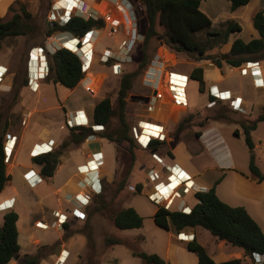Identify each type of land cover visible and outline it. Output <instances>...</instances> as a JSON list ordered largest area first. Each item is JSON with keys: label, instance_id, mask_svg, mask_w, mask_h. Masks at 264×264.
Masks as SVG:
<instances>
[{"label": "rangeland", "instance_id": "obj_1", "mask_svg": "<svg viewBox=\"0 0 264 264\" xmlns=\"http://www.w3.org/2000/svg\"><path fill=\"white\" fill-rule=\"evenodd\" d=\"M56 1L59 0L0 1L1 21L5 22L10 20L16 13L21 14V8H23L30 16L25 20L28 24V29L30 28L26 35L8 37L1 41L0 61L5 63L7 69V71L5 70V74L9 77L8 88H3V91L0 90V114L2 117L0 123V134L3 139L11 133H14L15 135L18 133L23 135L25 133L23 143L25 142L30 144L33 134L27 132L32 128V130L38 129V127L45 124L48 125L46 130H48L50 135L53 137L59 138L65 134L62 143L67 141L69 138L70 127L66 126L67 119L64 120L61 111V109L65 110V108L57 106L51 89L47 88L41 94V99L39 101L41 104L39 106L46 109L48 108L44 112L45 116H42V114H39L38 110L35 108L36 98H39V94L37 92L31 93L28 85L20 87L23 78L28 79L29 76L28 61L30 59L29 52L31 49L35 47L45 48L47 53H53L55 50L62 47L63 42L66 47L75 50L74 43H68L67 40H65L67 37H71L69 34L56 31L50 36H46V30L51 27V24L47 22V15ZM88 1L91 2V0ZM131 1L134 7H137L136 13L139 17L138 20L140 23L139 31L143 33L146 29L144 6L141 2H139V0ZM102 4L103 6L95 8H89L86 5L89 9V13L94 14L96 18L103 21V27L97 31H91L88 36L82 39V45H80L76 50V52L82 57L85 65H87L89 60L92 47L91 41L95 42L94 51L101 54L105 50L116 51L119 44L124 40V36L121 34L114 36L107 35V29L103 20V15L106 12V4L104 2ZM110 16L113 18L120 17V15L114 11H111ZM59 19L57 18L56 20L61 22ZM225 26L226 23H223L215 25L212 28L216 30H224ZM155 29L160 36L163 32V28L156 24ZM254 31L255 29L252 25H250L249 29L247 27L245 28L244 34L248 35L250 32ZM201 37L202 35L200 38ZM142 40L143 38H140L135 44L132 60L124 63L122 74L119 76H114L111 73L109 63L103 64L100 62L97 55H94V57L92 56V65L89 67V70L85 69L87 74H84V78L81 80L83 82L80 81L77 85V89L67 96L68 102L66 104V108L73 109L76 106H84L86 110L91 113L94 102H97L104 97H108L113 108L117 109L116 94L121 76L126 73L136 72L135 76L132 78V86L126 98L125 117L129 128L136 119L140 118V115H149L150 113H146L147 107H145V104L148 96H150L151 87L149 88L145 85V80L150 78V72H152L150 70V65L152 62L156 57H158L161 62L164 63V66L165 62H167V65L173 67L176 66V71L187 73L194 66L191 64L194 61L191 57L194 55H186L173 50L170 51L164 44L163 40L159 39V37H154L148 41L146 47L144 48L143 53L146 58V64L142 68H139L138 62L141 58ZM159 47H165L171 55L162 51L158 53V51H160ZM5 74L3 77H5ZM191 80L192 79H189L188 82L187 95L190 99V105L193 103L192 107H195L196 105L197 109L189 110L188 112H185V114L178 117L179 119L176 122L175 128L172 129V133L169 134L171 137H175L177 135L176 127L184 118L192 116V121L190 123V127L183 130L181 135L182 139L175 147H171L170 149L165 147V145L158 147L159 153L164 154L165 162L173 161L170 155H175V153L179 151L186 152V150L190 149L192 146L195 147V145H199V143L194 139L193 133L195 129H197V124L200 121H203L206 117L213 118L216 112L222 108L226 117L224 121L231 119L230 110L227 105L218 102L210 106V103L207 101L204 93H196L193 90L194 83L193 80ZM44 82L48 81L45 79ZM86 86H90V89L92 90L90 92H86ZM165 114L167 119L171 121L174 120V113L169 110L168 112H165V108L160 111L156 110L154 116H162V119L165 120ZM154 116L153 118L155 119ZM110 123L112 126L116 125L117 116H113ZM91 124L92 120L89 124L92 128L94 125ZM168 125L169 128L174 127L170 123ZM225 127L226 128L221 129V136L228 145L230 152L233 153L236 167L248 172L250 150H248V148L244 145L241 138H237L230 133L237 126L230 125ZM101 131H103V128L94 132L97 133ZM185 137L190 141L187 142L186 140H183ZM251 137L253 139V145L257 144V147H254L252 150L254 162L259 171L264 173V124H259L256 130L252 132ZM35 145L36 144H34L31 149L34 154L39 151L37 145ZM106 146L110 157L106 160V164H103L100 167V174H103L105 171H107V173L110 171L111 175H107V177L110 176V179L102 177L100 192L98 195H91L89 204L85 207L86 218H84L83 221L71 222L70 224L72 227L70 232L62 235L60 241H57L59 245H55L56 243H54L44 249H41V246L37 248V251H40L42 254L41 260L44 258L45 264H56L57 257L53 260V258H50V255H56L59 253L58 255L60 256L63 251L61 250L63 244L66 243L69 236L74 235L77 237L73 238L75 239L73 245L74 248L78 250V253L76 254V257L70 253L67 254L64 261H61V264H89V261L92 264H143L139 258L131 255V248L138 252H144L147 254L154 253L160 257L164 255L165 238L167 237L168 231L157 226L152 219L155 209L157 206H162L161 204L163 202L159 205L151 202L146 195L147 188L145 187L142 191V184L138 183L134 179L139 165L146 162L147 158H150L151 149L142 151L141 148L136 145V148L134 149V161L131 163L130 154L127 151V143L121 142L114 144L111 142ZM71 147H73L72 144H69L65 148H61V144H56L51 152L60 151V155L58 157L59 161L61 160V156L63 157L65 153L67 154V151ZM166 151L170 152V155L167 154ZM24 157L25 153H23L20 158L24 159ZM63 163V171H60V173L57 174L54 180L55 183H62L60 182L62 176H64L65 173L68 175L71 171V162L66 161ZM222 174L223 170L215 167V170L207 172L204 178H212L218 182V180L220 181L223 177ZM11 180L13 186H15L19 191L17 206H19L21 210L18 244L20 246L21 255H24L33 251L34 245H32V239L36 238L40 239V241H50L58 238V235L60 234L57 230L47 229L43 231L35 228L34 223L38 221L37 218L42 214V211H49L52 208H60L63 210V212L61 211L63 214H66L69 219H72L69 212L73 206L67 204L61 194L58 196L53 195L50 187H47L46 185H42L40 187L38 186L34 189L26 188L15 169L12 170ZM168 192L169 189L164 190L162 193L168 194ZM219 193L236 194L232 190L230 181L227 179H225L222 182V185H220ZM57 199L59 201V205L57 204ZM1 206H4V204ZM128 207L133 208L143 218L141 228L129 230L116 229L110 220L111 216L116 211ZM252 207L254 209L253 213L258 214V216L264 220V202H252ZM66 208L70 210L64 211ZM5 212L6 211L0 212V225L2 224V215ZM41 219L49 221L44 218ZM106 237L118 238L122 241V244L107 247L105 245ZM206 239V242H209L210 239H212L208 232H206ZM245 261L246 263L242 264H251V262H248L246 259H244V262ZM252 264L260 263L253 262Z\"/></svg>", "mask_w": 264, "mask_h": 264}, {"label": "trees", "instance_id": "obj_2", "mask_svg": "<svg viewBox=\"0 0 264 264\" xmlns=\"http://www.w3.org/2000/svg\"><path fill=\"white\" fill-rule=\"evenodd\" d=\"M205 0H139L144 6L146 29L143 32L141 43V58L138 67L142 68L146 64L144 48L151 38L159 37L170 51L194 55L195 62L209 60L217 67L222 62L232 67H238L252 59H264V10L259 9L252 17V24L257 31L259 38L243 42L235 39L227 53L228 58L224 61L220 59V54L209 52L218 49L227 42L230 33L239 31L240 28L230 22H226L224 30H215L211 26L210 19L201 12L199 5ZM230 11L245 6L250 0H228ZM23 16H22V15ZM21 14H14L8 21L0 20V48L1 41L8 37L26 35L29 31L28 24L25 22L30 16L21 8ZM156 24L163 28L159 36L155 27ZM103 27L101 19H84L82 17H71L65 24H51L46 30V36L59 31L71 35L75 38H83L87 33L98 30ZM202 37L200 38V36ZM199 37V38H198ZM143 53V54H142ZM48 73L46 80L59 90L69 91L74 89L84 78L82 62L77 55L66 48H59L53 53H47ZM136 72L123 74L119 81L116 94L117 109H114L108 97L99 100L92 109V125L102 126L103 131L94 132L90 126L76 125L69 128V138L61 144V148L69 144L79 145L89 135L95 134L99 138L106 139L113 143H127V151L130 154L131 163L134 161V149L136 145L130 134V128L126 121L125 107L126 98L132 86V78ZM189 78L198 82L199 92H204L202 69L194 67ZM44 79V80H45ZM27 78H23L20 87L27 86ZM57 94V93H56ZM212 103L214 98H209ZM117 116V124L112 126L110 120ZM0 114V123H1ZM224 110L220 108L213 119H225ZM192 116L184 118L176 127L177 134L189 127ZM264 121V111L253 120H246L240 123L241 135L245 146L250 150L248 169L251 177L260 183L264 179V173H261L254 162L253 141L251 132L255 130L259 122ZM198 126L204 125L200 121ZM237 136L238 132L234 131ZM164 145L161 142H153L150 149L158 148ZM42 153L31 158L34 165L39 167V173L45 179L53 176L57 165L60 151ZM170 155V152H166ZM130 170V169H129ZM130 173V171H129ZM128 174V172H127ZM9 176L5 172V152L3 146V137L0 134V193L5 187ZM218 182H216L217 184ZM98 195V194H94ZM193 203L189 213H183L175 207L170 206L165 209L163 206H157L152 215L154 223L174 233H179L185 228L201 227L208 231L216 240L223 241L230 247L240 249L243 253L242 259H232L223 262H215L195 240L187 243L186 249L197 257V264H242L244 259L251 264L254 262L253 254L264 256V233L261 231L256 221L249 215L243 207H233L221 201L215 193V185L203 192H196L192 197ZM18 214L13 211H7L3 215V222L0 226V264H8L12 259L19 255L20 246L18 244L17 231ZM116 229L129 230L139 229L142 226L143 218L133 208H123L116 211L110 218ZM67 225H64L66 228ZM122 241L118 238L106 237L105 245H120ZM49 247L41 246V249ZM130 248V247H129ZM131 255L141 260L143 264H167L157 254H147L138 252L131 248ZM42 258L40 251L33 255H24L21 264H39ZM89 261V260H88ZM89 264H92L89 261ZM264 264V262L262 263Z\"/></svg>", "mask_w": 264, "mask_h": 264}, {"label": "crops", "instance_id": "obj_3", "mask_svg": "<svg viewBox=\"0 0 264 264\" xmlns=\"http://www.w3.org/2000/svg\"><path fill=\"white\" fill-rule=\"evenodd\" d=\"M82 1L85 2V4L89 8L103 6L102 5L103 2L101 0H91V2H89L88 0H82ZM229 5L230 4L228 0H205L202 1L199 5V9L201 10V12L204 13L210 19L212 27H214L215 25H220L226 22H230L232 24L237 25L240 28L239 31L230 33L227 42L224 45H222L220 48L211 50L209 52L210 54H214V53L227 54L230 50L232 42L235 39H240L243 42H248L252 39L259 38V35L256 30L254 32H250L248 35H245L244 32L246 27L248 29L250 25H252L253 27L252 17L256 13V11H258L259 9L264 10V0H250L245 6L239 7L234 11H230ZM93 31H97V30H93ZM90 32L87 33L84 37L88 36ZM68 38L69 37H67L66 39ZM83 38L80 39L81 43ZM91 44H92L91 52L93 53V55H97L99 57L100 53L94 51L95 42L91 41ZM159 49L160 51H158V53L162 51L168 55H171V53H169L165 47H159ZM92 62L93 60L90 63L88 60L89 65L87 63L88 65L87 70H89V67L92 65ZM249 62L258 63L257 69L260 72L258 78L261 79L262 81L261 87H257L254 85V78L249 73V70H247L245 74L241 73V68L244 66L243 65L244 63L238 67L229 66L224 62H222L220 67H217L213 62L209 60H203L198 62L193 61L191 63L194 65L193 68L199 67L202 69L204 92L201 93H204L206 95V99L210 103V106L218 102L227 105L228 109L230 110L231 119L224 121V119L215 120L213 118L206 117L203 120L204 125L202 127L197 125L196 127L198 130L195 129L193 133V137L199 143V145L197 146L195 145V147L192 146L190 149L186 150V152L179 151L176 152L175 155H170L173 161H167L165 163L167 165H176L179 169H181L187 175H189L191 181L193 182V191H184L183 188H180L178 196H174L172 198V201L170 202V206L175 207L177 210L185 206L190 208L193 203L192 197L196 192L206 191L216 184L215 179L204 178L207 172L214 171L216 167L223 170V174H222L223 177L220 179V181L218 180V183L215 185V193L218 196V198L230 206L243 207L249 213V215L256 221L261 231L264 233V220L260 216H258V214L253 213L254 209L252 207V202L255 203L264 202V179L262 182L257 183L251 177L249 169L248 172H245L242 169H239V167H236L235 165L236 162L233 158V153L230 152L228 145L221 136V129L226 128L225 126L235 125L237 127H235L233 131L230 133L233 134V136L237 138H241L243 140V137L241 135L242 130L240 127V123L246 120H253L257 116L261 115L264 111V59L261 60L252 59ZM0 67L2 70L5 69L7 71L4 62L0 61ZM175 67L176 66L173 67L174 70ZM192 69H190L187 73L184 72L182 73L189 76ZM8 78H9L8 75L5 74V77H3L1 80L2 82H1L0 90L3 91V88H8L9 86ZM193 83H194L193 90L196 93H199L198 82L193 80ZM188 84H187V88H188ZM211 85H215L219 91H228L230 95L239 97L241 99L240 110L239 111L232 110L229 105V101L215 100L214 102L211 103L209 101V96L207 94L208 92L207 89ZM77 87L78 86H76L74 89L69 91L59 90L58 88H55L50 82H44V79H41L35 82L33 86V89L35 90L33 89L31 90L29 88L30 89L29 91L31 93L37 92L39 94V98H36L35 108L36 110H38L39 114H42V116H45L44 112L48 108L46 109L44 107L43 108L40 107L39 105L41 103H39V101L41 99V94L47 88H49L52 91L57 106H59L60 108H65V110L61 109L64 120L73 118V116H75L77 113H80L82 110L84 114L87 116V118H91L92 111L91 113L88 112L84 106H76L73 109L66 108V104L68 102L67 96L70 93L74 92V90H76ZM189 100L190 99L187 95V100H186L187 106L185 107L172 105V104L165 105V112H168L169 110L172 113H174L175 115L174 120L176 119L175 122L174 120L171 121L167 119L166 114H165V120L162 119V116L161 117L154 116L155 113L151 114V116L155 117V120H157L160 124H162L165 127V131L168 135V140L167 142L164 143V145L168 149L171 148L168 145V143L174 139V137H171L169 134L172 133L173 131L172 129L175 128L176 122L179 119L178 117H180V115L182 114H185V112H188L189 110L197 109L196 105L195 107H192L193 103L190 105ZM97 102H94L93 106ZM76 120L80 122L82 125L85 124V119L82 116H78ZM169 123L172 124L174 127L169 128L168 125ZM259 124H264V121L259 122L257 126ZM46 128H48L47 124L38 127V129L32 130L33 129L32 128L30 131H28L27 133L33 134L31 137L30 144H27L25 142L23 143L24 141L23 137H25V133L23 135L19 133H18L19 135L18 134L15 135L14 133L11 134L6 133L8 135L6 138L3 139V146L5 152V172L9 176V180L6 182L4 189L0 193V212L2 211L7 212L13 210L18 214V220H17L18 238L20 234L19 223H20L21 209L19 206H17L19 191L12 184V180H11L12 170L15 169L18 172V175L20 176V179L22 183H24L26 188L34 189L37 188L38 186L40 187L42 185H46L47 187H50L53 195L58 196L59 194H61L64 201H66V203L70 204L71 206H74L75 204L73 200L74 195L80 194V192L81 194L94 195L89 188L90 182L95 181L97 182L96 185L99 184L101 186L102 177L110 179L109 178L110 176L107 177V175L110 174V171L108 173L107 171H105L103 174H100V167L98 171L86 173L85 175L80 174L77 170L79 166L85 165V163L90 159L91 155L96 152L101 153L102 160L104 162L103 164H106V160H108V158L110 157L106 145L111 142H108V140L99 138L95 135L92 138H86L79 145L72 144L73 147H71L67 151V154L65 153L63 157L61 156V160H59V164L57 165L55 172L51 178L45 179L43 176H41L40 181L35 186H29V184L22 178V175L28 170L39 172V167L34 165L31 161V158L34 155V153L31 150L32 146H34V144L43 142L47 144V147L45 149L38 148L39 151H37L36 154L47 152L53 149V147L56 144L58 145L62 144L63 137L65 136V134H63L59 138L53 137L52 135H50L48 130H46ZM234 131L238 132L237 136L234 134ZM182 132L177 134L178 140L176 144H178V142L181 141ZM12 137H16V138L14 140L15 144L13 149H10L7 148L5 144L7 140H10V144H13L14 141L12 140ZM183 140H186L187 142L190 141L186 139V137L183 138ZM176 144L173 145L172 147H175ZM254 147H257V144L254 145ZM141 150L146 151L145 149H141ZM152 152H157L159 155H164L162 153L161 154L159 153L158 148L151 149L150 153ZM23 153H25V157L24 159H21L20 157L23 155ZM66 161L71 162L72 164L71 171L70 173H68V175L67 173H65V175L62 176V179L60 180V182L62 183H55L54 180L57 174H59L60 171H63L62 170L64 165L63 162ZM148 167H154L155 169L160 171V173L163 174L162 179H164L165 177L164 172L160 169L159 166H157L154 163L151 157L147 158L146 162L141 163L139 165L138 171L137 173H135L134 176V179L138 183L142 184V191L145 187L147 188L146 192L150 191V189L153 186V183H149L146 178L145 169ZM225 179L230 181L232 190L236 194L219 193V187L220 185H222V182ZM58 202L59 201L57 199V204L59 205ZM3 204L4 206H1ZM165 204H167L166 201L163 202L161 205H165ZM68 210L70 209L66 208L64 211H68ZM85 210L86 208L84 209V215H83L84 217L82 219L80 220L71 219L70 222L66 224L67 225L66 228H64L65 224L63 225L62 227L63 230L52 229L59 231L60 234L58 235V238L52 239L50 241H40V239H36V238L32 239L31 242L32 245H34V249L31 253L24 255L34 254L37 251V248L42 245L51 246L54 243H56L55 245H59L57 241H60L62 235L66 234L67 232H70V229L72 227L70 223L73 221H83L84 218H86ZM56 211L63 212V210H61L60 208H52L49 211H42V214L39 215L37 220L44 221L41 219L44 218L46 220H49L45 222L53 221L54 218L52 216V213ZM3 215H2V222H3ZM167 231L168 234L167 237L165 238L164 255L161 257L167 262V264H197V257L195 256V254H193L192 252L186 249L187 243L192 240H195L199 245H201L206 250L207 254L215 262H223L232 259H243V253L240 249L230 247L229 245L225 244L223 241L216 240L214 237L211 236L212 239H210L209 242H206L207 240L206 232L208 231L204 230L201 227L185 228L179 233H174L171 230H167ZM75 237L77 236L75 235L69 236L66 240V243L63 244L61 248V250L65 252L63 256L70 253L76 257L78 250H76L73 245L75 240L73 238ZM58 254L59 253H57L56 255L55 254L50 255V258H53V260H55ZM24 255H21V252L19 250V255L17 256V258L12 259L8 264H21ZM242 263H246V261L245 262L243 261ZM39 264H45L44 258L40 261Z\"/></svg>", "mask_w": 264, "mask_h": 264}, {"label": "built area", "instance_id": "obj_4", "mask_svg": "<svg viewBox=\"0 0 264 264\" xmlns=\"http://www.w3.org/2000/svg\"><path fill=\"white\" fill-rule=\"evenodd\" d=\"M1 1V0H0ZM60 1V0H59ZM106 4V12L103 15V20L106 26V33L108 36H114L117 34H121L124 36V40L119 44L116 51L105 50L103 53L99 54V60L101 63L110 64L111 73L114 76H119L122 74V69L124 63L131 61L134 53L135 44L139 41L140 38H143V33L139 31L140 23L139 17L137 16L136 9L131 0H101ZM58 1H56L57 3ZM56 3L51 8L49 14L47 15V22L49 24H65L71 17L78 16L84 19L92 18L97 20L94 14L89 13V9L86 4L82 0H67V3L61 5V7H57ZM66 9V10H65ZM111 11L117 12L120 17L113 18L110 16ZM59 19L61 22H58L56 19ZM71 40V39H67ZM77 40V39H76ZM78 42V40H77ZM69 49V48H68ZM36 50L38 54V58L42 59L39 61L41 64V68H37L38 74L37 76H31L29 71L28 76V86L32 90L35 82L37 80L45 79L48 73L47 52L45 48L35 47L29 52V61H28V69L31 61V53ZM71 50V49H70ZM92 50V47H91ZM72 51V50H71ZM49 53V52H48ZM77 56L82 61V69L85 72L87 70L89 63L93 60L94 55L90 52L89 63L88 65L84 64L82 57L77 53ZM93 56V57H92ZM42 57V58H41ZM92 58V60H91ZM167 62H161V60L156 57L155 60L150 65V78L145 80V85L147 87H151L150 96H148L146 100L147 111L146 113H150L149 115L141 116L139 119H136L130 127L131 136L141 149L149 150L150 145L153 142H161L165 143L168 140V135L165 131V127L160 124L157 120L151 116L155 111H160L165 108V105H177V106H187V84L189 82V76L178 72L173 69V66L167 65ZM244 66L241 68V73L245 74L247 70L254 78V85L257 87L262 86L261 79L258 78L259 70L257 69V62H246L243 64ZM40 67V66H39ZM5 69L2 70L0 67V82L5 74ZM87 74V73H86ZM35 90V89H33ZM90 86L85 87L86 92H90ZM207 94L209 98H214L217 101H229V105L232 110L239 111L241 108V99L237 96H232L228 91H219L215 85H211L207 89ZM78 116H82L85 119V126H88L91 122V118H87L84 114L83 110L80 113H77L73 118L66 120V126L73 127L76 125H82L76 119ZM93 131H98L102 129V126H92ZM95 134L89 135L87 138L94 137ZM16 137H12L14 141ZM15 142L10 144V140H7L5 146L7 148L13 149ZM41 145H46L45 143H41ZM52 150V149H51ZM51 150L47 152H51ZM46 153V152H44ZM41 154V153H39ZM34 154V156L39 155ZM151 159L154 163L160 167V169L164 172L165 177L162 179V175L160 171L155 169L154 167H148L145 169V174L147 181L149 183H153L150 191L146 192L147 198L155 204H160L162 202H167V204L162 205L165 209H169L170 202L174 196H178L180 188H183L184 191H193V182L189 175H187L184 171L179 169L176 165H167L164 161V155H159L157 152H152L150 154ZM89 166V171L86 170V165ZM103 165V160L100 152H96L91 155L90 159L83 166H79L77 168L80 174L85 175L86 173H91L93 171H98L99 167ZM95 168V169H93ZM22 178L29 184V186H35L41 178V174L39 172H35L33 170L26 171ZM97 182H90L89 188L93 194H98L101 190V186L99 184L96 185ZM99 183V182H98ZM169 189L168 196L163 194L164 190ZM91 195L89 194H76L73 197L75 202L73 208L69 212L72 220H80L84 216V209L89 204V199ZM169 197V198H168ZM183 213H189L190 208L187 206L181 207L180 209ZM54 218L53 221L47 223L45 221H36L34 223L35 228L47 230V229H59L61 230L63 225L70 222L71 219L68 218L66 214H63L61 211H56L52 213ZM65 252L62 251L60 256H57L56 264H61L66 258L67 254L63 256ZM63 256V257H62ZM63 258V259H62ZM254 262L262 264L264 262V256L259 254H253ZM63 260V261H62ZM62 261V262H61Z\"/></svg>", "mask_w": 264, "mask_h": 264}, {"label": "bare ground", "instance_id": "obj_5", "mask_svg": "<svg viewBox=\"0 0 264 264\" xmlns=\"http://www.w3.org/2000/svg\"><path fill=\"white\" fill-rule=\"evenodd\" d=\"M64 3H67V0H60V1H58L57 3H56V6L57 7H61V5L62 4H64ZM103 5V4H102ZM66 10V9H65ZM67 42L68 43H71V42H73L74 43V47H75V50H72V51H75L76 52V50L78 49V47H79V44H77V40L75 39V38H73V39H71V40H67ZM80 43V42H79ZM63 45H64V43H62ZM65 46V45H64ZM66 47V46H65ZM68 48V47H67ZM70 49V48H69ZM42 58V57H41ZM40 60H42V59H39L38 58V54H37V51L36 50H34L32 53H31V63H30V65H29V71H30V73H31V76H37V74H38V70H37V68L39 69V68H41V64H39V61ZM40 66V67H39ZM37 146H38V148H40V149H45L46 147H47V144L46 145H41V143H38V144H36ZM89 166H93L92 164L91 165H86V170L87 171H89ZM93 169H95V168H93ZM79 195H82L81 194V192H80V194Z\"/></svg>", "mask_w": 264, "mask_h": 264}, {"label": "water", "instance_id": "obj_6", "mask_svg": "<svg viewBox=\"0 0 264 264\" xmlns=\"http://www.w3.org/2000/svg\"><path fill=\"white\" fill-rule=\"evenodd\" d=\"M227 58H228V55L227 54H224V53L220 54V59L222 61L226 60ZM177 140H178V135L175 136L174 139L171 142L168 143V145L170 147H172L173 145L176 144ZM52 156H55V153L54 152H52ZM15 258H17V256Z\"/></svg>", "mask_w": 264, "mask_h": 264}, {"label": "clouds", "instance_id": "obj_7", "mask_svg": "<svg viewBox=\"0 0 264 264\" xmlns=\"http://www.w3.org/2000/svg\"><path fill=\"white\" fill-rule=\"evenodd\" d=\"M68 39H73V37H69ZM75 39H77L78 40V42H77V44H79V45H82V43L80 42V39L79 38H75ZM67 40V39H66ZM65 41V40H64ZM80 42V43H79ZM63 43V42H62ZM62 47L63 48H66V49H68L67 47H65L63 44H62ZM68 50H70V49H68ZM71 51V50H70ZM71 52H73V53H75V51H71ZM76 54V53H75ZM77 55V54H76ZM78 57V56H77ZM79 58V57H78ZM81 60V59H80ZM82 62V61H81ZM83 65V64H82ZM92 125V124H91ZM89 126V125H88ZM47 153V152H46ZM42 154V153H41Z\"/></svg>", "mask_w": 264, "mask_h": 264}]
</instances>
